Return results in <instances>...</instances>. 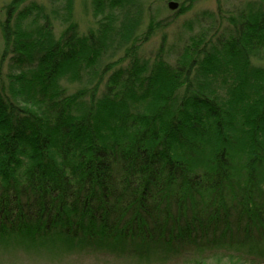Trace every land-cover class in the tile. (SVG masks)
Listing matches in <instances>:
<instances>
[{
    "label": "trees",
    "instance_id": "obj_1",
    "mask_svg": "<svg viewBox=\"0 0 264 264\" xmlns=\"http://www.w3.org/2000/svg\"><path fill=\"white\" fill-rule=\"evenodd\" d=\"M171 1L5 5L0 254L264 263V0Z\"/></svg>",
    "mask_w": 264,
    "mask_h": 264
},
{
    "label": "rangeland",
    "instance_id": "obj_2",
    "mask_svg": "<svg viewBox=\"0 0 264 264\" xmlns=\"http://www.w3.org/2000/svg\"><path fill=\"white\" fill-rule=\"evenodd\" d=\"M11 0H0V21L2 20L3 9L5 5ZM40 3H44L50 9L56 11L63 4V0H37ZM180 2V0H173ZM229 0H227L228 2ZM231 2H239L240 0H230ZM229 4V3H228ZM168 6V4H167ZM180 6V5H179ZM218 3L217 0H202L194 6L193 10L187 14L181 16L176 23L171 26L167 32L168 37L171 40L176 36L184 33L189 28L187 24L189 21H195V18L203 15L207 11H217ZM75 19L79 23L82 31H87L93 25V7L92 0H76L75 2ZM197 20V19H196ZM187 26V27H186ZM195 30L199 28L198 24H193L192 28ZM165 31H160L152 39V41L145 47V51L150 52L157 49L162 40V36ZM2 33L0 26V48L2 46ZM130 259V260H129ZM132 258H126L120 255H116L112 252L105 251H89V250H76L66 253L49 254L44 250L34 253H27L22 250H13L9 253L0 254V264H139L135 261L132 262ZM151 264V263H146ZM155 264H253L252 260L248 257L243 258H233L224 255L215 256L208 258L206 260H184L183 258H178L176 260H171L168 263H155ZM257 264V263H256ZM264 264V263H263Z\"/></svg>",
    "mask_w": 264,
    "mask_h": 264
},
{
    "label": "water",
    "instance_id": "obj_3",
    "mask_svg": "<svg viewBox=\"0 0 264 264\" xmlns=\"http://www.w3.org/2000/svg\"><path fill=\"white\" fill-rule=\"evenodd\" d=\"M179 3L178 2H176V1H171L170 3H169V8L171 9V10H176V9H178V7H179Z\"/></svg>",
    "mask_w": 264,
    "mask_h": 264
}]
</instances>
